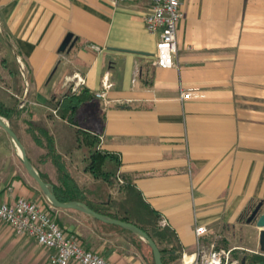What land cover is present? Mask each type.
<instances>
[{"label":"crops","instance_id":"crops-1","mask_svg":"<svg viewBox=\"0 0 264 264\" xmlns=\"http://www.w3.org/2000/svg\"><path fill=\"white\" fill-rule=\"evenodd\" d=\"M150 1L0 0V101L10 105L12 96L18 110L3 118L52 185H59L57 166L31 126L53 136L82 188H106L89 170L83 142L85 134L97 137L98 151L119 158L113 182L120 177L141 192L175 233L182 255L196 251L197 226L208 229L207 243L239 240L225 249L261 254L260 230L246 220L264 203V0H182L172 69L154 65L160 34L144 23ZM69 34L75 44L60 52ZM75 74L86 84L73 92ZM105 83L110 104L95 96ZM189 89L195 97L182 101ZM69 93L81 99L74 122L54 113ZM20 198L41 203L44 194L0 127V205ZM54 210L64 231L109 263L146 264L93 217ZM33 241L0 223V264H37Z\"/></svg>","mask_w":264,"mask_h":264},{"label":"built area","instance_id":"built-area-1","mask_svg":"<svg viewBox=\"0 0 264 264\" xmlns=\"http://www.w3.org/2000/svg\"><path fill=\"white\" fill-rule=\"evenodd\" d=\"M131 0H110L114 6H119ZM182 0H151L144 17L146 29L150 33H159L160 38L157 43L156 60L154 65L164 69H172L178 66L176 59L179 53L177 39L178 25L183 20L185 13L182 8ZM89 48L98 53L103 48L97 45H90ZM21 74L26 82L25 67L21 63ZM70 79L73 80L72 91L76 92L79 87L86 84V79L81 74H75ZM27 85V82H26ZM110 85H104L101 91L95 96L104 100L107 104L106 91ZM195 97L193 90H182L181 100L186 101ZM26 102L20 103V108H24ZM57 113V110L54 111ZM0 220L9 224L17 236L30 237L45 249L51 251L49 260L51 264H111L100 254L86 249L77 235L64 231L56 220L41 204L27 200L18 199L13 204L0 205ZM162 228L167 227L165 220L160 221ZM197 248L192 254L184 253L180 264H239V259L235 253L240 248H220L217 243H207L203 236L208 233L204 226H197L196 230Z\"/></svg>","mask_w":264,"mask_h":264},{"label":"trees","instance_id":"trees-1","mask_svg":"<svg viewBox=\"0 0 264 264\" xmlns=\"http://www.w3.org/2000/svg\"><path fill=\"white\" fill-rule=\"evenodd\" d=\"M13 74L16 75L15 72ZM14 82H17L16 76H14ZM8 99L12 101L10 105H5L3 100L0 101V115L10 119L18 110L15 104L17 101L12 96H8ZM80 102L79 96L69 93L62 100H58L55 107L57 113L62 117L69 118L74 122L72 115L78 109ZM31 129L35 132L34 139L47 151V157H50L57 166L59 185H53V190L60 202H81L98 214L136 225L157 244L161 251L163 264H180L182 254L179 246L175 244V233L168 227L160 226V214L145 201L141 192L131 182L125 181L120 201L111 194L112 178L117 176L120 161L118 157L98 151L99 140L97 137L85 134L83 142L87 148L88 168L95 179L100 180L101 184H105V189L102 186L80 187L70 175L63 158L57 153L53 136L41 126L32 125ZM43 179L49 183L46 178L43 177ZM93 219L104 229L110 230L111 236L125 238L146 264H155L152 250L137 235L120 226ZM145 248L149 250V256L145 253ZM239 264H264V254L250 255L243 258Z\"/></svg>","mask_w":264,"mask_h":264},{"label":"water","instance_id":"water-1","mask_svg":"<svg viewBox=\"0 0 264 264\" xmlns=\"http://www.w3.org/2000/svg\"><path fill=\"white\" fill-rule=\"evenodd\" d=\"M74 44H75V40H73V35L69 34L63 41L59 51L69 52L73 48ZM0 127L4 129L7 132V134L11 137V139L13 140L16 147L21 153L22 162L25 169L38 184L41 192L44 194V196L47 198V200L54 208L76 210L86 215H89L95 219H98L104 223L117 225L126 230L131 231L132 233L137 235L141 240L147 243V245L150 247V249L153 252L155 264H163L161 251L159 250L157 244L150 238V236L145 231H143L136 225L122 222L120 220L98 214L95 211H93L91 208H89L86 204L81 202H76V201L69 203L60 202L57 199L56 195L54 194L53 185L46 182L43 179V177L37 172V170L33 167L31 161L27 156V152L25 150L24 145L22 144V142L20 141L14 130L11 128L9 122L6 121L1 115H0ZM246 222L247 224H255L256 227L260 230L259 247L261 253L264 254V203L263 202H260L254 208L251 215L247 218Z\"/></svg>","mask_w":264,"mask_h":264},{"label":"rangeland","instance_id":"rangeland-1","mask_svg":"<svg viewBox=\"0 0 264 264\" xmlns=\"http://www.w3.org/2000/svg\"><path fill=\"white\" fill-rule=\"evenodd\" d=\"M7 84V82H6ZM8 85V84H7ZM3 87V86H1ZM125 185V180H122L119 178L116 179L115 182H113V189H114V195L113 197L115 199H117L118 201H120L122 199V187ZM38 203V202H37ZM41 204L42 206H44V208L50 213V215L56 220V222L61 225V221H60V218L55 214V210L56 208H54L50 202L47 200V198L44 196V199L41 201ZM0 223L10 227L12 230L13 228L5 223L4 221H1L0 220ZM14 231V230H13ZM15 233V232H14ZM16 234V233H15ZM25 238H28V237H25ZM30 240H32V238L29 237ZM34 243V241H33ZM233 244H241V242L239 240H236V241H218L217 242V245L220 247V248H227ZM34 246H37V249H38V262L37 264H51L50 263V260H49V256H50V253L51 251H49L48 249H45L43 247H40L39 245H36V243H34ZM242 246V245H241ZM253 247V246H252ZM255 245H254V248L255 249ZM256 250V249H255ZM259 250V249H258ZM257 251V250H256ZM260 251V250H259ZM145 253L149 256V250L147 248H145ZM250 255H254V253H251V252H247L245 250H240V251H237L235 253V257H237L239 259V261L243 260L244 257H248ZM240 263V262H239ZM70 264H78V263H75V262H71Z\"/></svg>","mask_w":264,"mask_h":264},{"label":"flooded vegetation","instance_id":"flooded-vegetation-1","mask_svg":"<svg viewBox=\"0 0 264 264\" xmlns=\"http://www.w3.org/2000/svg\"><path fill=\"white\" fill-rule=\"evenodd\" d=\"M253 210H254V209H252V211H253ZM252 211L250 212V215H251ZM250 215H249V216H250ZM249 216H248V217H249ZM248 217H247V218H248ZM244 258H245V257H244Z\"/></svg>","mask_w":264,"mask_h":264}]
</instances>
